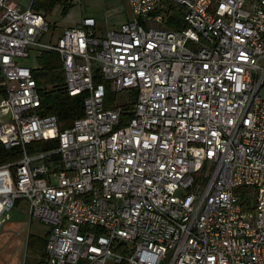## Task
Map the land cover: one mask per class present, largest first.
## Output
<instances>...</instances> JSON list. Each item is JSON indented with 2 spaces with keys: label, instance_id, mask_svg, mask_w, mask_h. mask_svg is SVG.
Instances as JSON below:
<instances>
[{
  "label": "built area",
  "instance_id": "obj_1",
  "mask_svg": "<svg viewBox=\"0 0 264 264\" xmlns=\"http://www.w3.org/2000/svg\"><path fill=\"white\" fill-rule=\"evenodd\" d=\"M127 1L119 28L85 16L45 42L42 11L0 0V142L20 148L0 165V227L21 200L49 226L21 264H264V0ZM32 49L59 53L85 96L63 129L18 63Z\"/></svg>",
  "mask_w": 264,
  "mask_h": 264
},
{
  "label": "rangeland",
  "instance_id": "obj_2",
  "mask_svg": "<svg viewBox=\"0 0 264 264\" xmlns=\"http://www.w3.org/2000/svg\"><path fill=\"white\" fill-rule=\"evenodd\" d=\"M11 4H18L22 8L31 7L33 0H7ZM70 6L65 9V5L57 3L50 12L42 11L50 22V32L44 38L45 42L57 41L64 30L79 23L83 17L92 16L97 21L95 31L97 34H105L109 29L119 28L121 24L132 18V12L127 0H68ZM44 52V51H43ZM42 52V53H43ZM41 50L32 49L29 58H19L18 63L38 68ZM59 70L62 71L61 65ZM3 98L0 95V100ZM18 159V158H17ZM16 159V160H17ZM11 179L10 170L5 171ZM2 188L9 187L11 182L8 179L1 181ZM49 226L34 219L30 223L29 210L25 200L17 201L14 207L5 215V222L0 227V264H21L24 258L38 260L39 252L33 247L23 248L22 240L27 231H30L32 239L44 238L47 236ZM25 256V257H24ZM163 264H167L164 262Z\"/></svg>",
  "mask_w": 264,
  "mask_h": 264
},
{
  "label": "trees",
  "instance_id": "obj_3",
  "mask_svg": "<svg viewBox=\"0 0 264 264\" xmlns=\"http://www.w3.org/2000/svg\"><path fill=\"white\" fill-rule=\"evenodd\" d=\"M62 3L67 9L71 2L68 0H33L32 7L37 10H46L50 12L57 4ZM173 13L170 15L168 24L174 28L187 27L183 19V9L176 3H167ZM39 67L34 70L40 92L43 100V113L57 115L61 122V128L69 126L71 122L83 115L84 95L70 96L65 88V76L63 71L59 70L61 65L60 55L55 51H44L40 56ZM107 107H112L116 94L108 91ZM59 144L58 137H52L47 140L38 141L27 145V151L35 153L38 151H47L56 148ZM20 148L12 147L7 149L0 142V165L12 162L19 158ZM58 159V156L55 157ZM47 236L44 238L27 240V247H33L34 251L41 255L45 254Z\"/></svg>",
  "mask_w": 264,
  "mask_h": 264
},
{
  "label": "water",
  "instance_id": "obj_4",
  "mask_svg": "<svg viewBox=\"0 0 264 264\" xmlns=\"http://www.w3.org/2000/svg\"><path fill=\"white\" fill-rule=\"evenodd\" d=\"M0 80H1V78H0Z\"/></svg>",
  "mask_w": 264,
  "mask_h": 264
}]
</instances>
